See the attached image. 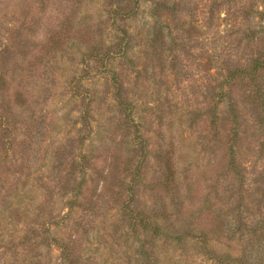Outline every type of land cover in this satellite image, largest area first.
Instances as JSON below:
<instances>
[{
  "label": "rangeland",
  "instance_id": "374dc122",
  "mask_svg": "<svg viewBox=\"0 0 264 264\" xmlns=\"http://www.w3.org/2000/svg\"><path fill=\"white\" fill-rule=\"evenodd\" d=\"M182 3L151 45L148 2L125 22L110 9L135 0H0V264H66L63 244L77 264H243L264 216V102L227 78L264 62V0Z\"/></svg>",
  "mask_w": 264,
  "mask_h": 264
},
{
  "label": "trees",
  "instance_id": "16d2710c",
  "mask_svg": "<svg viewBox=\"0 0 264 264\" xmlns=\"http://www.w3.org/2000/svg\"><path fill=\"white\" fill-rule=\"evenodd\" d=\"M184 0H135V7L134 10H124L119 5L112 6L110 9V15L114 20H120V21H128L130 18H132L137 13V9L140 8V4L142 2L151 3L153 6L151 8V16L155 19V26H157V29L154 31V36L152 39V44L154 45L155 42L160 44L163 42L164 36L162 34L161 29L165 24L168 25L170 22H176V21H182L183 18L186 17V14L184 12L188 10L185 8L184 3H182ZM136 8V9H135ZM189 11V10H188ZM168 27V26H167ZM193 28V27H192ZM191 29L187 30V33H190ZM127 46L124 43H120L119 46V52L112 54L113 56H120V57H126L128 52H125V48ZM230 70V76L227 78L228 81H231L232 79H235L240 73V77H244L245 75H248L249 78L255 83V92L257 93V98H263L262 101L264 102V83L262 81H258V76L261 74L262 71H264V62L259 59L256 60L251 68L241 70V68L237 67L233 70V68L229 67ZM258 78V79H257ZM114 88L116 89L115 95L118 100L119 105L121 108L125 109V113L130 115V118L132 117V104L129 102L128 98L126 97V91H125V85L122 83V80H120L117 76L115 77L113 81ZM256 96V95H255ZM236 108V107H235ZM235 108L233 109V104H231V111L235 112ZM141 149H145L143 146V143L141 144ZM165 152L163 151V147H161V152L159 156V160L162 161V167L164 168V174L163 178L165 180V193L166 195H163L162 197V205H164L163 209L161 210L162 213L166 212L168 208H170V203L173 205H176L175 201L176 198H173L172 191L175 188V184H177V178L175 174V170L173 167V159H172V153L169 150ZM232 153H234L233 147L230 149ZM161 153L163 156H161ZM170 155V156H169ZM236 155L231 158L230 161V167L236 166ZM161 167V168H162ZM171 200V201H170ZM160 211V212H161ZM159 212V213H160ZM157 214L156 211H154L153 216L144 214L139 219H135L134 221L136 224L138 223L139 226L143 227L144 229L148 230L152 228L151 225V218L154 216H158L160 214ZM135 224V226H136ZM155 231H160L161 228H153ZM235 231H241V226H237ZM219 230H216V234L219 233ZM250 239L249 241V249L251 250L249 254L244 255L242 259L243 264H264V216L258 220V222H254L252 225V231H249ZM155 236H158L157 232L154 234ZM205 235V234H204ZM209 235V233H208ZM248 240V239H247ZM58 244H60L59 240H55ZM63 257L67 261L66 264H77V261L75 258H73V250L72 247L66 244H63Z\"/></svg>",
  "mask_w": 264,
  "mask_h": 264
}]
</instances>
